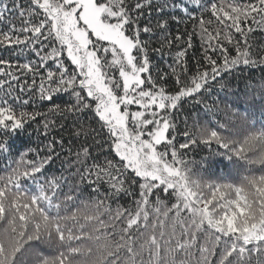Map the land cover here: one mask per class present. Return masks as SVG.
I'll use <instances>...</instances> for the list:
<instances>
[{"label": "snow or ice", "instance_id": "6c2138e0", "mask_svg": "<svg viewBox=\"0 0 264 264\" xmlns=\"http://www.w3.org/2000/svg\"><path fill=\"white\" fill-rule=\"evenodd\" d=\"M0 162V264H264V0H0Z\"/></svg>", "mask_w": 264, "mask_h": 264}, {"label": "trees", "instance_id": "16d2710c", "mask_svg": "<svg viewBox=\"0 0 264 264\" xmlns=\"http://www.w3.org/2000/svg\"><path fill=\"white\" fill-rule=\"evenodd\" d=\"M165 68H167V64L164 65ZM243 87V85H241ZM38 126L36 124H33L30 128H28L27 132H21L17 135L15 138V146H23L25 144H28L30 142H36L37 141V135L38 133L34 131ZM28 133H32L31 137H29ZM58 135V134H57ZM65 139L67 140V135L65 134ZM39 140L43 141L44 137L43 135L39 136ZM4 162H0V169L4 168Z\"/></svg>", "mask_w": 264, "mask_h": 264}]
</instances>
